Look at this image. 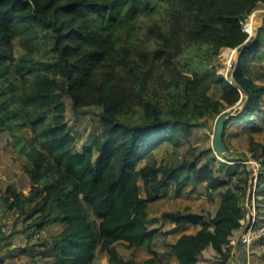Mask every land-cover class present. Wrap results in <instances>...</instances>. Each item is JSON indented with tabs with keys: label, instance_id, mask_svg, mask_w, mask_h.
Returning a JSON list of instances; mask_svg holds the SVG:
<instances>
[{
	"label": "trees",
	"instance_id": "obj_1",
	"mask_svg": "<svg viewBox=\"0 0 264 264\" xmlns=\"http://www.w3.org/2000/svg\"><path fill=\"white\" fill-rule=\"evenodd\" d=\"M261 6L264 0H0V134L8 132L26 158L28 179L25 192L7 187L2 206L33 219L38 231L61 227L43 253L49 264H94L97 252L108 264H136L121 257L117 243L144 247L150 257L141 264H160L148 206L171 186L176 196L203 186L207 195L218 192L219 203L209 219L162 213L176 228L198 227L168 246L174 262L165 264H198L208 248L229 259L252 171L229 157L217 171L214 156L203 164H157L153 157L165 144L182 146L208 118L217 125L239 104L223 127L227 152L230 124L261 131L264 85L255 81L262 79L256 66L264 61V26L250 38L243 29ZM144 17L154 21L142 39ZM16 41L25 49L17 59ZM224 49L239 52L234 83L212 67ZM90 110L98 127L79 150L67 114ZM259 149L250 143L259 164L255 194L264 187Z\"/></svg>",
	"mask_w": 264,
	"mask_h": 264
},
{
	"label": "rangeland",
	"instance_id": "obj_2",
	"mask_svg": "<svg viewBox=\"0 0 264 264\" xmlns=\"http://www.w3.org/2000/svg\"><path fill=\"white\" fill-rule=\"evenodd\" d=\"M157 22L163 21L164 15L157 16ZM154 17H144L138 22L137 37L145 35L146 28L152 25ZM244 29L251 37H256L259 28L264 26V7H258L250 17L243 23ZM248 25V26H247ZM45 48L42 47L40 54ZM25 53L21 41H16L14 46V57L17 59ZM239 52L237 50L224 49L219 57L212 62V67L219 75H223L231 80V74L237 64ZM186 59L180 60L182 65ZM256 73L262 74V79L256 80V84L264 85V61L256 66ZM186 72V66H183ZM213 98H218V90L213 87L210 91ZM67 103H70L67 101ZM242 109V105L227 109V118L234 116L236 110ZM264 110V102L262 105ZM95 110L88 111L85 115L74 117L68 111L67 121L72 127L77 137V148L81 147L89 139L98 127V119L95 117ZM223 113V114H224ZM205 126L195 128L193 136L182 146L175 148L170 145H163L154 152V161L157 164H177L183 161H192L200 158L199 164H203L211 157L216 161L211 162L210 166L217 171L218 165L224 163V157L218 159L213 150V132L215 131L216 121L213 118L204 120ZM261 131L246 132L243 130L245 124H230L227 130L226 145L227 155L231 160H237L241 164H246L252 171L251 186L246 198L245 207L247 209L246 218L243 221L246 229L252 228V242L247 248L239 246L234 249L228 260H224L211 248L206 249L199 258L198 264H246V253L249 255L250 264H264V187L260 188L259 194H255L258 186L257 171L258 162L249 151L250 143L259 145L258 157L264 158V121H260ZM27 164L26 158L19 155L13 147V141L8 132L0 134V264H49L50 259L43 256L48 250L49 242L61 230L57 224L38 231L32 220L25 221L17 212L5 210L2 206V194L8 186L25 192L28 187V179L24 174V167ZM218 192L207 195L203 186H199L196 192L192 191L191 186L186 187L179 196L175 195L174 186H171L162 197L148 206L150 228H156L159 234L152 243L159 255L160 264L172 263L174 260L167 255L168 246L175 243L181 234H193L198 227L186 226L176 228L174 224L168 223L161 218L164 212L188 211L193 214L211 218L218 207ZM259 207V209H256ZM260 214L261 216H258ZM256 222V223H255ZM48 243V244H45ZM115 248L125 260H132L136 264H141L150 257V254L143 247L127 248L124 243L115 244ZM94 264H108V256L105 253L97 252Z\"/></svg>",
	"mask_w": 264,
	"mask_h": 264
},
{
	"label": "built area",
	"instance_id": "obj_3",
	"mask_svg": "<svg viewBox=\"0 0 264 264\" xmlns=\"http://www.w3.org/2000/svg\"><path fill=\"white\" fill-rule=\"evenodd\" d=\"M243 29H244V24H243ZM244 31H245V29H244ZM248 35L250 38L251 35L249 33H248ZM214 153H215V151H214ZM215 155L218 159L221 158V156L217 155L216 153H215ZM242 224H243V222H242ZM252 237H253L252 228L246 229V227H244V224H243V226L238 231H236L233 234V237L230 239V246H232L234 249H237L238 246L241 245V246L248 249V247L250 246V244L252 242ZM245 257H246V264H250L249 255L247 253H246ZM237 262L239 263V261H237Z\"/></svg>",
	"mask_w": 264,
	"mask_h": 264
},
{
	"label": "water",
	"instance_id": "obj_4",
	"mask_svg": "<svg viewBox=\"0 0 264 264\" xmlns=\"http://www.w3.org/2000/svg\"><path fill=\"white\" fill-rule=\"evenodd\" d=\"M231 83H234V81H230ZM227 116H222L218 122V124L215 127V131L213 132V150L215 153L221 157L227 158V150L223 142V127L227 120Z\"/></svg>",
	"mask_w": 264,
	"mask_h": 264
},
{
	"label": "crops",
	"instance_id": "obj_5",
	"mask_svg": "<svg viewBox=\"0 0 264 264\" xmlns=\"http://www.w3.org/2000/svg\"><path fill=\"white\" fill-rule=\"evenodd\" d=\"M209 249V248H208Z\"/></svg>",
	"mask_w": 264,
	"mask_h": 264
}]
</instances>
